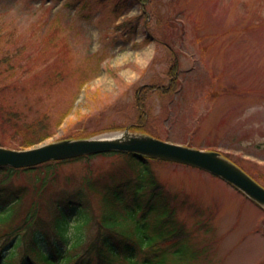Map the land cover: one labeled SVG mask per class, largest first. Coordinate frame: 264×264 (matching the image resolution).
Here are the masks:
<instances>
[{"label":"rangeland","instance_id":"obj_1","mask_svg":"<svg viewBox=\"0 0 264 264\" xmlns=\"http://www.w3.org/2000/svg\"><path fill=\"white\" fill-rule=\"evenodd\" d=\"M111 2L0 0V145L21 149L42 139L35 147L113 125L224 150L263 184L264 0H128L115 21L104 14ZM139 93L142 109L134 107ZM119 155L63 163L43 177L47 166L17 170L3 183L43 188L45 176L54 175L40 191L43 218L51 222L54 202L78 208L89 222L77 229L82 243L72 256L114 222L106 213L111 203L102 202V214L88 190L114 176L132 193L152 189L149 167L182 204L186 226L197 230L160 251L168 264H264V212L251 199L207 171ZM160 199L149 209L151 220L165 214Z\"/></svg>","mask_w":264,"mask_h":264},{"label":"trees","instance_id":"obj_2","mask_svg":"<svg viewBox=\"0 0 264 264\" xmlns=\"http://www.w3.org/2000/svg\"><path fill=\"white\" fill-rule=\"evenodd\" d=\"M116 1L115 11L119 10L127 0ZM176 68L172 70L175 72ZM134 107L138 108V105L134 104ZM139 109H142V106ZM140 124L135 127L141 128L143 124ZM111 129H114L113 125H109L104 130ZM41 140H31L24 147ZM144 170L145 173L150 174L149 167L148 170L147 168ZM150 179L152 180L151 177ZM106 188L105 185L106 194L103 196V203H111L106 213L112 217L114 215L110 229H106L102 234H99L101 233L99 230L98 240L87 244L82 253L67 256L65 246L70 243L67 237L68 223L73 215L78 214V208L64 207L56 213L51 223V231L54 235L50 236L47 231L48 223L39 213L41 194L38 189L40 188L34 185L32 189L25 186L9 188L0 185V264H61L63 261L71 260L74 264H115V259L119 260L120 264H168L161 257V253L169 247L171 244L169 242H177L183 237L189 238L190 233L193 232L192 228H188L179 220L175 208L171 207L172 205L181 207L182 204L172 197L162 196V190L156 184L152 186V199L149 197L144 205L137 199L142 190L135 191V199L127 200L119 195V188L117 191L116 187L111 188V191ZM157 193L162 196L160 200L163 202L160 207L165 214L162 216L156 214L154 220H151L148 218L149 209L158 197ZM106 197H111L113 200L107 202ZM119 202L123 204L119 205ZM101 228L103 230V227ZM132 232L134 233L130 235ZM80 242L81 239L72 241L69 247L74 248L80 245ZM132 248H140L142 256L136 255L137 258H134L131 253Z\"/></svg>","mask_w":264,"mask_h":264},{"label":"water","instance_id":"obj_3","mask_svg":"<svg viewBox=\"0 0 264 264\" xmlns=\"http://www.w3.org/2000/svg\"><path fill=\"white\" fill-rule=\"evenodd\" d=\"M111 150L134 152L205 169L235 184L251 198L264 205V189L237 166L220 156L218 152L194 149L145 135L128 134L127 132L120 136L66 139L27 150H11L0 147V165L18 168L47 160H61Z\"/></svg>","mask_w":264,"mask_h":264}]
</instances>
